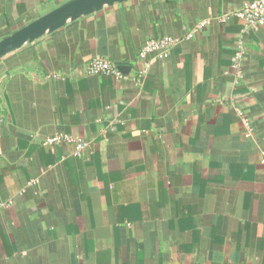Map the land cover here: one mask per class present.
Instances as JSON below:
<instances>
[{
	"label": "crops",
	"instance_id": "0c3cea01",
	"mask_svg": "<svg viewBox=\"0 0 264 264\" xmlns=\"http://www.w3.org/2000/svg\"><path fill=\"white\" fill-rule=\"evenodd\" d=\"M66 1L0 0V39ZM251 1L127 0L0 61V264H264V26L220 20Z\"/></svg>",
	"mask_w": 264,
	"mask_h": 264
},
{
	"label": "built area",
	"instance_id": "2783aa9c",
	"mask_svg": "<svg viewBox=\"0 0 264 264\" xmlns=\"http://www.w3.org/2000/svg\"><path fill=\"white\" fill-rule=\"evenodd\" d=\"M232 16H237L251 28H258L264 26V0H252L251 2L237 8L233 11L227 12L220 17L221 21H226ZM210 20L199 21L191 30L184 35H164V36H151L142 45L139 51V60L141 61L143 69L149 65L148 56L154 54L158 59H165L168 57L170 51L194 37L195 33L204 27ZM242 50L237 53V58L242 56ZM87 73L98 74L105 73L111 74L116 77H125L120 69V66L112 60L105 57H96L92 59L87 67ZM246 120V119H245ZM246 124L248 122L246 121ZM72 137L69 135H54L46 139L47 143H64L71 142Z\"/></svg>",
	"mask_w": 264,
	"mask_h": 264
},
{
	"label": "water",
	"instance_id": "95a60500",
	"mask_svg": "<svg viewBox=\"0 0 264 264\" xmlns=\"http://www.w3.org/2000/svg\"><path fill=\"white\" fill-rule=\"evenodd\" d=\"M125 1L127 0H68L0 39V61L71 21Z\"/></svg>",
	"mask_w": 264,
	"mask_h": 264
}]
</instances>
